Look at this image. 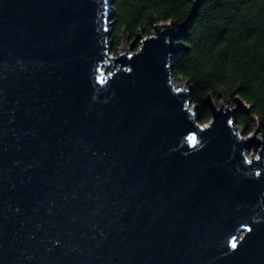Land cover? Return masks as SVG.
<instances>
[{
  "label": "water",
  "instance_id": "water-1",
  "mask_svg": "<svg viewBox=\"0 0 264 264\" xmlns=\"http://www.w3.org/2000/svg\"><path fill=\"white\" fill-rule=\"evenodd\" d=\"M112 6L0 0V264H264L259 127L201 126L171 24L109 56Z\"/></svg>",
  "mask_w": 264,
  "mask_h": 264
},
{
  "label": "trees",
  "instance_id": "trees-1",
  "mask_svg": "<svg viewBox=\"0 0 264 264\" xmlns=\"http://www.w3.org/2000/svg\"><path fill=\"white\" fill-rule=\"evenodd\" d=\"M112 7L114 53L121 41L137 46L139 36L170 23L179 48L172 75L192 91L199 122L211 120V103L240 100L235 123L246 135L254 123L264 133V0H113Z\"/></svg>",
  "mask_w": 264,
  "mask_h": 264
},
{
  "label": "rangeland",
  "instance_id": "rangeland-1",
  "mask_svg": "<svg viewBox=\"0 0 264 264\" xmlns=\"http://www.w3.org/2000/svg\"><path fill=\"white\" fill-rule=\"evenodd\" d=\"M112 24V22L111 23H109V25L108 26H110ZM167 24H170V23H167ZM160 25H166V24H160ZM153 35H156V30L155 31H153L148 37H150V36H153ZM147 37H143V36H139V38H138V44H137V46H133V43L132 42H128L127 40H123V41H121L120 43H119V45H118V47H117V50H116V53H114L113 52V44H114V41H113V39L110 37V40H109V44H112V50L109 52V56H111L112 58H118L119 57V55H122L123 53H126V51H127V49H128V51H127V53L128 54H130L131 55V53H138L139 52V49L142 47V40H145ZM120 67V65L118 64H115L114 63V65H113V63H110L108 66H104L103 68H102V70H104V71H107L108 72V74H111V73H113L114 71H116V70H118V68ZM172 83L175 85V87L176 88H180V89H184V90H186V89H189L188 88V86H187V84H185L184 82H182V81H180V80H177V79H173L172 80ZM191 98V97H190ZM238 102L241 104V102H240V100H238ZM222 103H223V107H226V106H228L229 108H231V110L232 109H235L237 106H235V105H233L230 101H228V100H222L221 102H220V105H222ZM190 110L192 109V103L190 102ZM215 105V104H214ZM242 106H244L243 104H241ZM212 106V105H211ZM215 106H217V109H219V105H215ZM241 106V107H242ZM198 110V108L196 107V106H194L193 105V110H192V112L193 111H196V110ZM199 111V110H198ZM200 121V120H199ZM214 121V119H213V117L211 118V120L209 121V123H212ZM200 123V122H199ZM209 123H207V124H205V125H201L202 127H204V126H206V125H209ZM201 124V123H200ZM233 125H234V130L236 131V132H239L240 134H241V136L243 137V138H245V139H251L254 135H255V128H257V127H259L258 125H257V123H254V128H253V131H252V133L250 134V135H246L245 134V132L243 131V129L240 127V126H238L236 123H235V117H234V122H233ZM237 128V129H236ZM256 137H257V139L258 140H263V142H264V133L262 132V131H260V128H259V132H258V134L256 135ZM262 146H263V144H261V145H259V146H252L250 149H248V151H247V157H248V159H250L252 156H253V153H254V157L256 158V159H258L259 158V150H262Z\"/></svg>",
  "mask_w": 264,
  "mask_h": 264
},
{
  "label": "snow or ice",
  "instance_id": "snow-or-ice-1",
  "mask_svg": "<svg viewBox=\"0 0 264 264\" xmlns=\"http://www.w3.org/2000/svg\"><path fill=\"white\" fill-rule=\"evenodd\" d=\"M193 140H195V138H194V137H193ZM232 247H233V248H235V247H236V243H235V242H233V243H232Z\"/></svg>",
  "mask_w": 264,
  "mask_h": 264
},
{
  "label": "bare ground",
  "instance_id": "bare-ground-1",
  "mask_svg": "<svg viewBox=\"0 0 264 264\" xmlns=\"http://www.w3.org/2000/svg\"><path fill=\"white\" fill-rule=\"evenodd\" d=\"M115 64H116V63H115ZM118 64H119V63H118ZM118 64H117V65H118ZM119 65H120V64H119Z\"/></svg>",
  "mask_w": 264,
  "mask_h": 264
}]
</instances>
